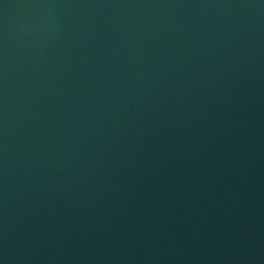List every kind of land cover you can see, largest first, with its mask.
Returning a JSON list of instances; mask_svg holds the SVG:
<instances>
[{"label":"water","instance_id":"obj_1","mask_svg":"<svg viewBox=\"0 0 264 264\" xmlns=\"http://www.w3.org/2000/svg\"><path fill=\"white\" fill-rule=\"evenodd\" d=\"M0 264H264V0H0Z\"/></svg>","mask_w":264,"mask_h":264}]
</instances>
